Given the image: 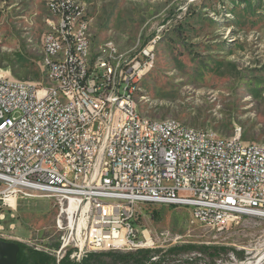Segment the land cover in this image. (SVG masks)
Masks as SVG:
<instances>
[{"label": "built area", "instance_id": "obj_1", "mask_svg": "<svg viewBox=\"0 0 264 264\" xmlns=\"http://www.w3.org/2000/svg\"><path fill=\"white\" fill-rule=\"evenodd\" d=\"M54 1L64 3L62 32L68 41V24L80 15L79 8L68 0ZM78 32L79 51L69 45L63 60L67 78H60L61 69L51 58L52 77L59 83L0 76V230L6 211L14 218L19 200L49 199L58 245L43 249L37 228L26 242L33 239L31 246L58 264L65 254L79 261L98 249L143 248L152 239L146 227L137 228L146 205L186 207L191 223L217 230L241 217L264 221V143L244 141L240 132L221 137L175 118L146 116L137 106L134 78L150 67V49L114 55L109 44L86 56L91 39L83 25ZM41 42L49 57L55 45ZM8 196L14 198L13 207ZM160 236L179 238L169 232ZM207 257L194 251L186 260L207 264ZM261 261L238 260L228 252L212 264Z\"/></svg>", "mask_w": 264, "mask_h": 264}, {"label": "rangeland", "instance_id": "obj_2", "mask_svg": "<svg viewBox=\"0 0 264 264\" xmlns=\"http://www.w3.org/2000/svg\"><path fill=\"white\" fill-rule=\"evenodd\" d=\"M70 1L79 8L77 20L86 22L92 50L110 44L134 55L150 49V67L136 81L143 114L175 118L221 137L240 132L244 141L264 143V0ZM48 3L0 0V76L46 83L41 38L47 20H57ZM13 214L6 211L0 238L31 246L33 239H26L37 228L43 249L58 245L49 199H21ZM137 224L152 238L143 249L157 250L160 264H190L186 256L198 250L177 248L192 245L221 247L207 264L228 252L238 260L260 257L264 264L260 219L241 217L217 230L191 223L186 207L158 204L143 206ZM161 232L179 238L163 239Z\"/></svg>", "mask_w": 264, "mask_h": 264}, {"label": "bare ground", "instance_id": "obj_3", "mask_svg": "<svg viewBox=\"0 0 264 264\" xmlns=\"http://www.w3.org/2000/svg\"><path fill=\"white\" fill-rule=\"evenodd\" d=\"M71 7H75L72 1L68 0ZM49 7L53 6L52 11L56 15L57 20H47L48 30L42 39L51 41L52 44L55 45L53 49H49V57L48 51L46 48V43L42 42V53H43V67L45 68V78L46 83H59V79H55L52 77V65L51 58H55V68L60 70V78H67L69 75V68H63V60L68 59L69 53V45L71 51H79V32L80 28L83 25V34H88L87 25L84 21H78L77 17L72 20L68 24V41L64 37V33L62 32V27H64L66 23V15H65V7L64 3L61 1L49 0ZM86 21V20H85ZM53 22V23H52ZM91 43H86V56H93L95 51L92 50ZM94 51V52H93ZM114 55H123L121 51L114 49ZM138 78V77H137ZM137 78H134V83H136ZM138 82V81H137ZM7 203L9 206L13 207L14 201L13 197H7ZM123 231L119 232L118 235L121 237ZM146 237L150 234L148 231L145 232ZM148 240V239H147ZM122 241L121 238L118 239V242ZM112 242H117V239H113ZM264 254V253H263ZM258 257L257 259H259Z\"/></svg>", "mask_w": 264, "mask_h": 264}, {"label": "trees", "instance_id": "obj_4", "mask_svg": "<svg viewBox=\"0 0 264 264\" xmlns=\"http://www.w3.org/2000/svg\"><path fill=\"white\" fill-rule=\"evenodd\" d=\"M18 244V252L16 256V264H56L55 258L41 249L27 245L20 241H15ZM195 248L206 256H212L219 252L221 247L209 245H192L178 247L182 248ZM157 250L152 249H136V250H101L89 251L82 255L79 261L69 258L65 254L58 264H160L161 259L158 256L156 259Z\"/></svg>", "mask_w": 264, "mask_h": 264}, {"label": "water", "instance_id": "obj_5", "mask_svg": "<svg viewBox=\"0 0 264 264\" xmlns=\"http://www.w3.org/2000/svg\"><path fill=\"white\" fill-rule=\"evenodd\" d=\"M18 248L15 241L0 238V264H16Z\"/></svg>", "mask_w": 264, "mask_h": 264}, {"label": "crops", "instance_id": "obj_6", "mask_svg": "<svg viewBox=\"0 0 264 264\" xmlns=\"http://www.w3.org/2000/svg\"><path fill=\"white\" fill-rule=\"evenodd\" d=\"M16 206H17V203H16ZM16 224V223H15ZM9 226H10V224H9Z\"/></svg>", "mask_w": 264, "mask_h": 264}]
</instances>
